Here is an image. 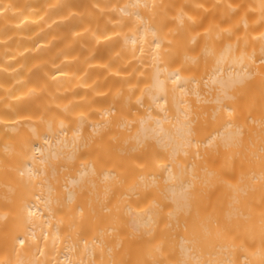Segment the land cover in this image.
<instances>
[{"label": "bare ground", "instance_id": "6f19581e", "mask_svg": "<svg viewBox=\"0 0 264 264\" xmlns=\"http://www.w3.org/2000/svg\"><path fill=\"white\" fill-rule=\"evenodd\" d=\"M0 264H264V0H0Z\"/></svg>", "mask_w": 264, "mask_h": 264}]
</instances>
